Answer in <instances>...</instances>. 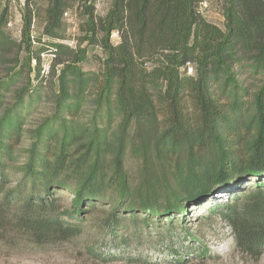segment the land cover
Wrapping results in <instances>:
<instances>
[{
    "label": "trees",
    "instance_id": "obj_1",
    "mask_svg": "<svg viewBox=\"0 0 264 264\" xmlns=\"http://www.w3.org/2000/svg\"><path fill=\"white\" fill-rule=\"evenodd\" d=\"M47 1L50 37L64 38L63 16L76 1L86 20L77 48H42L54 52L49 73L58 91L24 151L26 115L42 91L29 88L31 79L6 103L18 75L0 80V233H23L45 245L79 236L92 214H102L111 230L139 220L177 226L174 213L188 220L196 206L232 227L238 251L260 258L264 0H225L224 28L199 11L202 0H113L103 17L92 0ZM24 9L22 40L30 52L29 0ZM9 40L0 31V45ZM84 42L103 49L100 72L79 65ZM128 149L140 163L137 179L126 169ZM222 184L227 196L212 200L210 190Z\"/></svg>",
    "mask_w": 264,
    "mask_h": 264
},
{
    "label": "rangeland",
    "instance_id": "obj_2",
    "mask_svg": "<svg viewBox=\"0 0 264 264\" xmlns=\"http://www.w3.org/2000/svg\"><path fill=\"white\" fill-rule=\"evenodd\" d=\"M29 1L34 9L30 52L22 40L26 0H0V31L10 38L7 44L0 45V80L8 75H18V82L6 98V103L13 102L16 90L28 88L31 79L33 82L29 88L42 91L41 99L35 100L34 107L26 115L21 151L30 146L32 131L51 114L54 94L58 91L57 76L49 73L54 52L42 48L51 47V43H64L77 48L82 36L81 26L86 20L84 4L76 1L63 16L61 33L64 38H53L45 33L48 1ZM92 1L97 17L105 16L113 3V0ZM205 1L206 7L199 6L201 13L207 20L224 28L226 1ZM111 40L114 44L120 41L118 31L112 33ZM81 47L87 50L85 58L79 63L81 68L86 72H100L105 59L103 49L88 42L82 43ZM36 57H40L39 62ZM38 65L39 77L36 76ZM61 67H57L58 73ZM41 78L43 81H40ZM25 99L33 100L27 96ZM90 115L87 106L82 118L86 120ZM23 160L22 153L19 161ZM125 164L132 178L137 179L140 163L129 149ZM226 185L213 188L208 196L214 201L226 197ZM67 195L73 197L71 192ZM190 208L191 218L188 220H183L185 215L181 212L174 213L179 217L178 222H174L177 226L169 224L163 217L166 223L158 222V219L146 225L141 224V220L136 224L127 221V224L115 226L112 230L104 222L102 214H92L84 222L79 236L45 245L35 244L23 233L3 232L0 233V264H264V254L254 258L236 249L232 227L219 214L207 212L203 207Z\"/></svg>",
    "mask_w": 264,
    "mask_h": 264
},
{
    "label": "built area",
    "instance_id": "obj_3",
    "mask_svg": "<svg viewBox=\"0 0 264 264\" xmlns=\"http://www.w3.org/2000/svg\"><path fill=\"white\" fill-rule=\"evenodd\" d=\"M199 6H200V7H203V6L206 7V1H205V0H202V1L200 2ZM200 7H199V11L202 12L201 9H200ZM193 71H194V68L192 67V65H189V66H188V73L192 74Z\"/></svg>",
    "mask_w": 264,
    "mask_h": 264
}]
</instances>
